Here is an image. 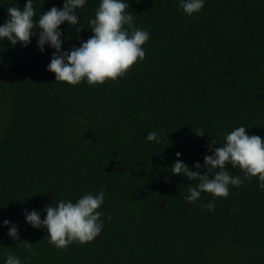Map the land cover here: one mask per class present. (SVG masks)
Masks as SVG:
<instances>
[{"label": "trees", "instance_id": "obj_1", "mask_svg": "<svg viewBox=\"0 0 264 264\" xmlns=\"http://www.w3.org/2000/svg\"><path fill=\"white\" fill-rule=\"evenodd\" d=\"M100 0L61 26L64 51L92 35ZM134 23L150 33L146 57L118 81L102 86L56 82L47 71L54 49L41 53L0 42V264L8 253L23 264H264V191L257 178L230 187L227 199L202 193L198 181L171 174L181 153L190 169L211 140L245 126L264 139V0H205L189 17L178 0H127ZM26 0H0L23 10ZM63 0H35L37 18ZM83 30V31H80ZM204 130L205 136L198 133ZM163 135L159 145L146 137ZM106 193L104 227L94 241L66 250L47 240L24 212L60 200ZM214 202V212L201 204ZM110 217V219H109ZM7 220L20 240L8 236ZM27 242V243H26Z\"/></svg>", "mask_w": 264, "mask_h": 264}, {"label": "clouds", "instance_id": "obj_2", "mask_svg": "<svg viewBox=\"0 0 264 264\" xmlns=\"http://www.w3.org/2000/svg\"><path fill=\"white\" fill-rule=\"evenodd\" d=\"M88 0H63V8L53 6L43 11L37 18L35 0H26L23 10L19 6L7 7V19L0 24V42L8 41L15 47L20 44L28 47L33 37H38L37 46L41 53L46 46L54 49L47 71L55 74L56 82L70 86L87 83L89 86H102L124 77L136 64L146 57L145 45L150 40V33L134 23L127 0H100L95 17L89 20L90 30L94 34L87 41L81 40L79 47L64 51V33L61 26L67 23L71 29L80 23L77 11L83 9ZM179 8L189 17L200 15L205 8V0H178ZM83 31V30H80ZM200 137L206 134L203 129L196 133ZM163 135L156 131L148 133L146 140L159 145ZM211 140L209 151L212 155L204 157V174L200 162L190 169L181 162V153L171 166V174L198 181L188 186L186 203H196L202 193L210 194L214 199H227L230 187H239L244 179L257 178L259 187L264 191V139L249 135L245 126L234 128L224 136L222 146ZM239 168L244 179L233 176L228 166ZM106 193L99 191L95 195L86 194L76 202L60 200L44 209L46 217L35 210L25 211L26 222L35 229H46L47 240L58 249H67L73 243L86 245L102 233V207ZM201 207L214 212V202ZM110 219V217H109ZM3 226L8 229V236L20 240L18 227L5 220ZM27 243V242H26ZM3 264H23L18 255L8 253Z\"/></svg>", "mask_w": 264, "mask_h": 264}]
</instances>
